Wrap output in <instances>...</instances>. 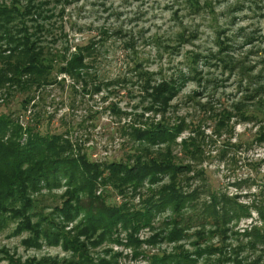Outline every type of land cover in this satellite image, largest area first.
Segmentation results:
<instances>
[{"label":"rangeland","instance_id":"1","mask_svg":"<svg viewBox=\"0 0 264 264\" xmlns=\"http://www.w3.org/2000/svg\"><path fill=\"white\" fill-rule=\"evenodd\" d=\"M15 4L24 20L11 31L31 34L53 68L30 76L26 89L0 87V115L23 129L21 143L56 135L80 162L99 165L91 192L108 206L144 210L169 194L180 204L137 231L119 222L88 238L80 232L91 208L83 206L93 195L68 193L74 186L61 178L30 195L34 230L2 215L0 264H80L83 256L93 264H264V88L255 91L264 87V0ZM83 46L87 67L61 73ZM110 167L123 177L117 186ZM126 168L136 176L124 177ZM68 202L81 206L71 219L62 214Z\"/></svg>","mask_w":264,"mask_h":264},{"label":"trees","instance_id":"2","mask_svg":"<svg viewBox=\"0 0 264 264\" xmlns=\"http://www.w3.org/2000/svg\"><path fill=\"white\" fill-rule=\"evenodd\" d=\"M11 1V6H7L3 1L0 2V40L6 39L8 41L6 47H0V54L6 53L7 50L10 52L5 65L0 66V87L8 85L7 82H9L18 84L23 90L28 87L30 76H44L47 73L50 75L53 68L41 59L42 49L38 47L36 40L32 39L31 34L26 31L23 33L22 28H19L16 33L11 31L12 28L19 27L20 22L24 20L22 10L15 4L19 0ZM28 10L26 9V11ZM21 32L23 34L17 36ZM89 47H79L72 58L67 61V67H61V73L72 75L75 66L86 68L85 53H89ZM13 57H17L19 60L12 62ZM22 59H25V61L20 63ZM9 73L10 76H8ZM77 74L79 75V73ZM44 82L46 85L50 84L47 79ZM167 86L162 84L159 88L152 89L154 95H159L162 89L165 91ZM263 88L262 85L259 86L255 90L256 93L262 91ZM163 93H161L163 95L159 98V102L165 99V92ZM247 99H253V97H247ZM248 114L249 112L245 116ZM253 116L255 117L256 114L254 113ZM28 132H31L30 129ZM141 134L142 139H148V130ZM22 135L23 129L19 125L13 126V122L8 115H0V220L3 217L2 215L9 211L12 217L23 219L22 226L25 223L26 227L34 230L35 227L32 225L30 217L27 216V211L33 207L30 195L42 188L57 185L61 178L66 180L67 185H73L75 188V190L72 188L68 193L81 190L87 195L92 194L93 179L98 175L99 165L80 162V159L84 160V157H73L66 150V142L64 144L59 143L60 137L56 135L43 136L35 134L23 144L20 141ZM150 135H152V131ZM168 138H172L171 135ZM77 163L78 167L76 168ZM110 168L112 172L108 180L117 186L118 180L123 177L117 176L119 172L115 171L116 169L114 170L113 167ZM126 169L125 175L123 174L124 177L136 176V172L132 169ZM70 199H74L77 204L80 202V198L75 194H72ZM99 201L100 199L93 195L89 207L83 206L86 210L91 208L87 212V225L83 226L80 232L86 234L88 238L93 237L98 230L105 232L104 236H106V233H110L111 228L119 222L125 226V229H130L132 232L137 231L146 221L148 222V216H151V214L165 209L167 206L176 207L180 204V200H177L176 196L173 197L169 194L161 197L159 202L150 199L148 209L144 208V210L130 212L122 207L108 206L103 201H100V203ZM96 202L100 204L98 207L94 205ZM17 206L22 207L18 210ZM77 206L78 208L81 207L80 205L72 206L68 202L64 212H62L64 218L71 219V211L76 209ZM44 233L49 240H51V235H55L52 231H44ZM57 236L59 237V235ZM82 258L84 262L80 264H93L89 256H83Z\"/></svg>","mask_w":264,"mask_h":264}]
</instances>
